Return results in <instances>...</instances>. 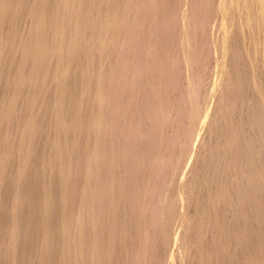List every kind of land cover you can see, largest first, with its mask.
I'll use <instances>...</instances> for the list:
<instances>
[{
  "label": "bare ground",
  "instance_id": "6f19581e",
  "mask_svg": "<svg viewBox=\"0 0 264 264\" xmlns=\"http://www.w3.org/2000/svg\"><path fill=\"white\" fill-rule=\"evenodd\" d=\"M215 1L0 0V264H159L160 254L168 252L172 238L175 245L172 264H240L243 263L239 261V257L243 259L240 255L251 257L250 261L246 259V264H264V224L257 222L263 221L260 215L263 217L264 211L259 212L264 205L260 202L261 206L258 205V190L252 189V192L247 188L250 192L245 193L249 197L245 204L244 200L241 203V184L236 183L238 180L229 183L231 177H223L224 182H221L220 174L227 175L242 164L248 166V161L242 162L247 155L241 146L251 130L250 126L249 131L244 127L247 132L237 130V134L246 133L241 141L240 135L232 136L235 133L232 128L237 126L231 124L234 119L229 123L220 114L230 113L228 108L232 103L228 96L240 89V80L244 81L242 76L237 80L238 56L243 58L245 51L253 50L248 48L237 54L236 49L241 46L237 48L236 40L240 35L236 31L239 29L229 19L236 9L246 7L247 17L244 18L247 21L243 18L246 26L250 29L258 26L256 30L263 40L261 63H257L254 55L257 60L253 64L263 67L264 0ZM213 8L221 16L217 18H221L218 24L221 25L218 36H221L212 35L216 41L208 36L212 34L209 30L205 33V25H209L206 19L210 18L208 11ZM232 26L238 30L234 31ZM250 31L251 34L253 31ZM207 36L210 42L205 39ZM254 37L256 39V35ZM206 43H210V47ZM207 47L218 54L215 62L207 55L213 52ZM260 47L256 48L261 53ZM253 53L249 52L251 56ZM209 57L214 65L210 64L211 71L206 59ZM246 64L245 67L251 65ZM247 67L248 71L250 66ZM253 71L246 75L256 79L264 73L258 75ZM206 72L210 74L211 96L218 97L217 105L212 106L215 110L203 114L202 104L199 109L196 106L204 93L206 80L209 81ZM259 78L262 77L255 82L252 80L251 86L260 88ZM247 84L241 88L246 89ZM263 87L260 91L254 89L263 93ZM249 90L248 94L252 92ZM246 91H242V96ZM238 92L241 95V89ZM211 99L209 96V103ZM196 110L202 111L196 114ZM235 113L240 114V111ZM201 117L203 121L197 126ZM221 119L227 127L228 123L234 127H229L228 134L226 129L224 138L219 135L220 138L215 139L218 135L214 127L220 126ZM247 120H241L245 126ZM221 125V129L226 127ZM256 132L260 134V129ZM188 136L196 137L192 146L187 142ZM246 139L244 142L248 143ZM263 139L260 141L264 142ZM254 140L250 138L253 142L248 144H253ZM185 142L188 149L191 147L188 152L192 155L188 167L180 162L187 153L182 148ZM239 151L241 156L237 155ZM251 151L249 149L247 154ZM179 152L184 154L180 160ZM252 154L251 157L256 156ZM177 158L179 166L187 169L179 180L175 178L176 194L177 189L170 191V188L173 189L174 175L180 172L178 165H174L178 164ZM211 158L215 161L211 162ZM185 159L183 163L187 162ZM250 160L258 162L256 157ZM221 163L228 165L229 170L221 171L224 169ZM215 164L217 169L220 166L223 169L217 172ZM173 165L174 170L179 169L176 173L172 171L171 178ZM243 167L237 168L242 170ZM249 169L251 171V167ZM234 172L232 175H236ZM242 172L238 170L237 176ZM217 173L220 176H215ZM210 176H215L216 181L221 177L219 185L235 182V188H240L242 199L238 197L237 205H232L236 209L230 208L229 200L222 201L221 207L217 201L216 208L207 205ZM250 179L246 183H242L243 179L240 181L249 187ZM213 190L216 189H212L211 194L216 195L218 190ZM172 191L175 195L171 196ZM260 191L257 193L264 194ZM172 197H175L178 210L174 209L179 215L173 212ZM225 202L229 206H224ZM245 205L249 207L248 213L246 209L241 212L240 208L244 211ZM221 209L225 212L220 213ZM169 212L173 214L171 218ZM256 213L261 220H257ZM175 216L180 224L176 227L181 226V232L186 229L189 234L186 230L182 234L180 230H172L181 236H172L171 231L172 238L169 234L166 237V241L170 240L164 252L163 246L160 247L163 234L167 235L164 232L168 233L163 232L164 223ZM169 219L168 224L176 222ZM224 223L236 227L235 232L226 231L225 225L218 231V226ZM247 224L252 227L247 228ZM210 243L213 248L208 249L214 252L207 255L211 251L204 252V248ZM225 243H228L227 248Z\"/></svg>",
  "mask_w": 264,
  "mask_h": 264
},
{
  "label": "rangeland",
  "instance_id": "374dc122",
  "mask_svg": "<svg viewBox=\"0 0 264 264\" xmlns=\"http://www.w3.org/2000/svg\"><path fill=\"white\" fill-rule=\"evenodd\" d=\"M211 1H212V0H211ZM214 2H217V1L214 0ZM234 4H235V1H234ZM243 8H244V7H243ZM245 8H246V7H245ZM245 8H244V10L246 11ZM247 8H248V6H247ZM249 8L251 9L252 7H249ZM240 9H241V10H240ZM242 10H243V9L240 8V7H239L238 9H236L235 12L233 13V15H231L233 18L230 17L229 21H230V22L232 21L231 24H232L233 26H235L236 28L238 27V29H239L240 32H239V31H236V30H238V29H236V28L233 27V26H232V29L234 28V31H236V32L239 33V35H240L239 37H241V35L243 36V38L239 39L238 35H237L236 33H234V34H236V37H238V39H239V40H238V39L236 40V41H237V48H238L239 44H240L241 46L244 45L246 40L250 42V43H248V42L246 41V45H247V46L244 45V48L241 47V46H239V48L241 47L243 51L241 50V48H240V49L238 48V50L236 49V51H237L238 53H237V52H236V53L240 55L241 53H243V52L245 51V49L250 48V49H253V50H254V48H255L254 51H253V50H250V51H249V49H248L247 51H245L246 53H243L244 55L242 54V55L244 56L243 58H245V57H247V58L250 57V58H248L249 60L246 59V60H247V61H246V60H244V59L242 58V56H238V62H237V63H238V66H240V67H239L240 69L238 68V71H237V73H238V74H237V75H238V76H237V80H238L239 76H240V78H241V76H242V79L246 82V83H244V81H242V80L239 79L240 81L243 82L242 85H241V84H240L241 82L239 81V85H240L241 87H243V86H244L243 84H247V83L249 84V80H251V82H250L249 85H248V84L245 85V86H246V89H245V87H244V89L240 87V89H241V95H240V92H238V91H240V89H238L236 92H235V90H234V93H232V94H233V95H232L233 97L230 95V96H231L230 98H231L232 100H231V99L229 98V96H228V99H229V100L231 101V103H232V105H231V103H230L231 107L229 106L230 109L228 108V110H230V111H229L230 113L233 112L234 115H233V114L230 115V113H227L228 115H226V112H227V111H223V113H220L221 115H223L221 118L223 119V117H224V118H225L224 120H225V121L227 120V122L229 121V123L231 122L230 120H232L231 118H233L234 120L232 121L233 123L231 122V124H233L234 126L237 125L236 128H235L233 125H232V126H233L234 128H232V126H231L229 123H228V127H227V124H225L226 122H225L224 120L221 119V121H223V122L220 123V126H219V127H221V126H222L221 124H223V126H224V125L226 126V127L224 126V127H225L224 129H225V130H224L223 128H222V129L219 128V127L217 126V125H219V124H217V125L214 127V129L216 130L215 133H216V135H218V137L215 138V137H216V135H215L214 138H215V139L220 138L219 135H220V136L223 135V138H224V134L226 133V129H228V130H227V133H226V134H228L229 127H231L232 129H235V133H236V134L233 133L234 130L230 129V130H232L231 132L233 133L232 136H235V137H236V135H240L239 137H241V138H239V139H241V141H242V140H243L242 137H244L243 134H244L245 132H244V133H243V132H242V133L240 132L239 134H237L238 131H239L238 129H240V130L242 129V131H246V129L250 126V127H251V128H250V129H251L250 131H251L252 135H255V136H257V137L254 138L255 136L253 137V136L251 135V133H250V131H249V128H248L247 131H249V132L246 131L248 134L245 133L247 137H244V141H245L246 138H247V139H246L247 141H248V140L250 141V138H252V140H253V139H256L257 141H256V140H254V141L257 143V146H258V147H257V146L254 147V146L256 145L255 142H254L255 145H253L254 143H253V144H248V143L253 142V141H250V142L248 141V143L242 141V143H243V144H242L241 141L239 140L238 142H239L240 144H242V146L240 145L241 148H242V149H243V148L246 149V150H245V155H247V157L244 156V157H245V160L242 161V162H243V163L245 162V164H246V162L248 161V166L242 164V162H240V164H242V166H237V163H238V162L235 163V165H236L238 168H239V167L241 168V167H243V165H244V167L242 168V170H241V169H238L237 167H236V168L239 170V172H240V171H241V172H242V171H245V172H242L243 174H240V173H239L240 176H237V175H238V173H237L238 170H236V168H235V169L232 168L231 171H230L231 173L228 172L227 175H226V173H225V175H224V172H223V173H220V174L222 175V180H221V182H222V181L224 182L223 177H226V178H227V177H231L230 179L233 178V180H230V179L227 178L229 183H231V181H232V183H233V181L236 182V181L238 180L236 183L239 182L238 185L241 184L240 187L242 186V187L244 188V186H245L246 184L243 185L242 183H246V180H247L248 178L250 179V177H251V179H253V180H254V178H256V177H257V178L255 179L256 181H255V180H254V181L252 180V181L254 182V183L252 184L253 187L251 186V182H252V181H251V179H250L251 182L249 181V183H247V185L249 184V187L245 186V188H244L245 191H244L242 187H241V189L239 188L240 190H239V189H236V188H237V185L235 184V182H234V184H232V185H231V184L229 185V183H226V182H225L224 184L220 182V185L223 184L222 186H220L218 183H219V181H220L219 179H221V177H219V179H217L218 182L216 181V177H215V176H218L219 173H217V175H215V176H213V177L210 176V177H212V178H211L208 182L211 183L213 186L211 187V184L208 183L210 187H209V189L206 191V193L208 194V191H209L210 196H213L214 198L209 196V198L206 199V203H207V205H212L213 208H216V207H218V206L221 207V206H223V205L221 204L222 201L224 202V201H228V200H229L228 202H229L230 204L225 202L226 204L223 203L224 206H225V205H226V206L231 205L230 208H235V209H236V207H234V206L237 205V200L239 199L238 197H240V199L243 198L242 200H239V202L242 203L243 200H244L243 203L245 204L246 201H247L246 198L249 197V196H247L248 194H246V193L250 192V191H247V190H246L247 188H248L249 190H250V188H251V191H252V189H253L255 192H256L257 190H258V191L261 190V191L264 193V184H263V181H262V179H261V178H263L262 175L264 176V169H263V168H264V163H263V162H264V144H263L264 142L260 141V139L264 137V116L262 117V115H264V111H263V110H264V100H263V98H264V97H263V95H264V90H263V88H264V87H263V85H264V83H263V82H264V79H262V78H263V75H264V73L262 74V72H264V68H263L264 66H263V67H262V65H260L261 67L257 66V63H259V62L262 60V57H263V56H261V54H262V46H263V45H262V42H263V40H262V36L260 35L259 30H256V28L258 29V26H256V25L253 26V27H252L253 29H252V28L250 29V28H248V26H246V23H245V22L247 21V18H246V17H247V16H246L247 14L244 12V10H243V11H242ZM210 12H211V13H210ZM239 12H240V13H239ZM241 13H242V14H241ZM243 13H244V14H243ZM208 14H210V15H213V14H214V16L212 17V16H210V15H207V17H210V18H207L206 20H209V21H210V19H211V17H212L211 22L213 21V18H214V21L212 22V24H211V22L208 21L209 25H207V26L205 25V27H207V29L205 28V29H206V30H205V31H206L205 33H207V31L209 30V31H210L209 33H212V34H209V35L206 34V35H208V36L210 37L211 40L213 39L214 41H216L215 36H216V38H219V37L221 36V34L218 36V33H220V31H221V30H220V29H221V25H218L219 22H220V24H221V18L217 19L218 17H221V16L219 15V13L215 12V9H214V8H213L212 10L209 9ZM245 14H246V15H245ZM216 15H217V16H216ZM218 15H219V16H218ZM244 16H246V17L244 18ZM243 18H244L246 21H245ZM215 19H216V21H215ZM242 19H243V20H242ZM217 20H218V21H217ZM219 20H220V21H219ZM242 21H243V22H242ZM238 22H239V23H238ZM208 23L206 22V24H208ZM213 23H214V24H213ZM244 23H245V25H243ZM215 24H216L217 26H219L220 28H218L217 26H216V27H217V28H216V27H215ZM235 24H236V25H235ZM212 25H213V28L211 27ZM238 25H239V26H238ZM209 26L211 27V29H210ZM243 26H244V28H243ZM208 27H209V28H208ZM215 28H216L217 30H215ZM242 28H243V29H242ZM245 28H247V29H245ZM254 29L256 30L257 34L254 33V32H255ZM218 30H219V31H218ZM245 30H247L248 33H247ZM248 30H249V31L251 30L250 32H252V31L254 30L252 33L256 35V39H255V37H254L255 35H253L252 33L250 34ZM214 31H215V33H213ZM234 31H233V32H234ZM245 33H246L247 38L245 37ZM249 34H250V35H249ZM212 35H215V36H212ZM248 35H249L251 38L248 37ZM258 35H259V36H258ZM208 36H207V38H205V39L207 40V42H210V41H208V40H209V37H208ZM217 36H218V37H217ZM257 36H258V37H257ZM205 37H206V36H205ZM244 37H245V39H244ZM248 39H249V40H248ZM252 39H253V40H252ZM254 39H255V41H254ZM257 39H258V40H257ZM257 41H258V43H257ZM260 41H261V42H260ZM211 42H212V41H211ZM238 42H240V43H238ZM243 42H244V43H243ZM252 42H253V43H252ZM241 43H242V44H241ZM251 43H252V44H251ZM259 43H260V44H259ZM206 44H207V43H206ZM209 44H210V43H209ZM209 44H207V45H209ZM249 44H250V47H249ZM210 45H211V44H210ZM210 45H209V47H210ZM252 45H253L254 47H253ZM259 45H261V47H260ZM209 47H207V48L209 49ZM246 47H247V48H246ZM251 47H252V48H251ZM256 47H257V48H259V47L261 48V49H260V50H261V53H260V51H259ZM209 50H212V48L209 49ZM257 50H258L259 52H258ZM207 51H208V50H207ZM212 51H213V52H210V51H208V52H210L211 54H212V53L214 54V50H212ZM248 51L250 52V54L254 52V53H256L257 55L253 53V56H251L252 54L250 55ZM251 51H252V52H251ZM256 51H257V52H256ZM239 52H240V53H239ZM210 53H208L207 55H208V56H211V57L213 58V54H212V55H209ZM258 53H260V55H259ZM246 54H247V55H246ZM207 55H206V57H208ZM217 55H218V54H217ZM217 55L214 54V58H213L214 60H213L211 57L206 58V59L209 60V62H210V63L208 62V63H209V64H208V65H209V66H208L209 69H208V67H207V69H208L209 71H211L210 69L212 68V67L210 68V64L212 65V63L215 62V56H217ZM245 55H246V56H245ZM248 55H250V56H248ZM254 55L257 56V59H258V60H257V59H254V58H255ZM219 56H220V53H219ZM219 56H218V57H219ZM259 56L261 57V60H259V59H260ZM239 57H241L242 61H244V62L246 61L245 64H246L247 62H248L249 64H251V65H248V67L250 66L249 68L246 66V67L249 69V70H248L249 73H252V71H253V67H255V70H256V71H255V70H254V71H255L257 74L259 73L258 75L262 74V75L258 76V77H262V78H259V80L261 79V80H260L261 82L258 81L257 83L259 84V86L261 85L260 88L263 87V88L261 89V91L263 90V91H262L263 93L256 92L257 90L254 89V88H257V89L259 90L260 88L257 87L258 85H257L256 87H255V86H254V87L251 86V84H253V81H252V80H254L255 78H254L253 75H251V77H253V78L249 77V75H246V73L248 74V71H247V69H245L246 67L244 66L245 64H243L244 62L240 61L241 59H240ZM252 57H253V58H252ZM210 58H211V60H212L213 62L210 60ZM207 60H206V64H207ZM251 60H252V61H251ZM256 60H257V63H256V64H253V63H254L253 61L256 62ZM239 61L241 62V65H239V63H240ZM211 62H212V63H211ZM260 63H261V62H260ZM262 64H263V63H262ZM242 65H243V66H242ZM246 65H247V64H246ZM252 65H256V66L251 67ZM212 66H214V65H212ZM241 66H242L243 68H241ZM250 68H252V71H250ZM261 68H262V69H261ZM241 69H242V70H241ZM243 69H245L247 72H245V70H243ZM208 70H207V71H208ZM239 70H241V71L239 72ZM254 71H253V72H254ZM244 72H245V74H244ZM255 72H254V73H255ZM206 73H208V74H206V75H207V76H206L207 78H206V77H205V78H206V79H209V81H207V80L205 79L208 85L205 84V86H206V85H207V86H206V87L204 86L205 88L203 87L202 91L204 90V93H203V92H202V93H203V95H204L205 92H207V93H206L207 95L205 94L204 97H203L202 94L200 95V98H201V99L204 98V99H206V100L204 101V99H203V100L200 99V100L202 101V102H201V101L198 99V104L200 103V105L198 106V104H197V106H196V107H198V109H199V107H200L201 104H202V107H201V108L204 107V109H203V111H202V110H200V111H202L203 114H204V112H206V111H208V110H212V111L215 110V107L212 108V106H213V105H217L216 102H217V97H218V96H217V97L211 96V86H209V84H210V78H209V77H210V74H209V72H206ZM240 73H241V74H240ZM239 74H240V75H239ZM242 74H243V75H242ZM257 74H256V75H257ZM208 75H209V77H208ZM256 75H255V76H256ZM243 76H245V77L243 78ZM247 77H248V79H247ZM258 77L256 78L257 80H258ZM249 78H250V79H249ZM256 79L254 80V82L256 81ZM206 82H205V83H206ZM257 83H256V84H257ZM260 83H261V84H260ZM262 84H263V85H262ZM252 87H253V88H252ZM207 88H208V89H207ZM247 88H248V89H247ZM242 89H243V90H242ZM249 89H250V90H249ZM205 90H206V91H205ZM208 90H209V91H208ZM246 90H247V91H246ZM248 90H249V91H252V92H249V94H248ZM242 91H243V92L246 91L245 93H243L244 96H242ZM259 91H260V90H259ZM246 93L249 95V96L246 95L247 99H246V97H245V94H246ZM254 93H255V95H254ZM236 94H237L238 96H237ZM261 94H262V95H261ZM239 95H240V96H239ZM251 95H253V96H251ZM256 95H257V96H256ZM209 96L212 98L211 101H210L211 103H209ZM235 96H236V97H235ZM241 96L244 97V99H243ZM259 96H260V97H259ZM202 97H203V98H202ZM252 97H253V98H252ZM215 98H216V99H215ZM249 98H250V100H249ZM234 99H235V100H234ZM239 99L242 100V101H240ZM245 99H246V100H245ZM253 99H254V101H253ZM255 99H256V100L258 99L259 102H258V100L256 101ZM214 100H215V102H214ZM243 100H245L246 102L243 101ZM199 101H200V102H199ZM207 101H208V102H207ZM237 101H238V102H237ZM261 101H262V102H261ZM213 102H214V103H213ZM228 102H229V101H228ZM236 102L238 103V105H237ZM240 102H241V103H240ZM249 102H250V103H249ZM206 103H207V104H206ZM235 103H236V104H235ZM258 103H259V104H258ZM246 104H247V105H246ZM256 104H257V105H256ZM239 106H240V107H239ZM246 106H247L248 108H249V107H251V108L247 109ZM243 107H244V108H243ZM252 107H253V108H252ZM201 108H200V109H201ZM211 108H212V109H211ZM233 108H234V109H233ZM258 108H259L260 110H259ZM196 109H197V108H196ZM198 109H197V110H198ZM213 109H214V110H213ZM239 109H240V110H239ZM252 109H253L254 111H252ZM197 110H196V112H197ZM233 110H234V111H233ZM250 110H251V111H250ZM200 111H198V112H200ZM239 111H240V114L235 113V112H239ZM242 111H243V112L246 111L248 114L245 112V114H246V115H245L244 113H242ZM260 111H262V112H260ZM198 112H197L196 114H199ZM250 112H251V113H250ZM256 112H257V113H256ZM200 113H201V112H200ZM241 113H242V115H241ZM252 113H256L257 115H256V114H252ZM224 114H225V115H224ZM235 115H236V116H235ZM249 115H250V116H249ZM225 116H226L227 118H226ZM231 116H233V117H231ZM240 116H244V117H241V118H240ZM245 116H246V117H245ZM258 116H259V118H258ZM202 117H203V116H202ZM202 117H201V118H202ZM248 117H250V118H248ZM251 117H252V118H251ZM260 117H261V119H260ZM203 118H204V117H203ZM203 118L200 119V120H198L200 123H199L198 121H196V123H197V122H198V123H197V124L194 123V124H196L197 126H200V124H201L202 121H203ZM246 118H248V120H247ZM254 118H255V119H254ZM238 119H239V120H238ZM256 119H257V120H256ZM236 120H237L238 122H237ZM241 120H242V121H243V120H247V121H245V122H246V126L244 125V122L242 123ZM258 120H259V121H258ZM235 121H236V122H235ZM239 121H241V122H239ZM224 122H225V123H224ZM259 122H261V123H259ZM262 122H263V123H262ZM234 123H235V124H234ZM239 123H242V125L239 124ZM192 124H193V123H192ZM192 124H191V125H192ZM229 125H230V126H229ZM247 125H248V126H247ZM238 126H239V128H238ZM242 126H243V127H242ZM253 126H254V128H253ZM191 127H192V126H191ZM244 127H245L246 129H245ZM189 128H190V126H189ZM216 128H217V129H216ZM257 128L260 129V132H259L260 134H258V132H256ZM190 129H192V128H190ZM190 129H189V131H188L189 133H191V132H190ZM193 129H194V127H193ZM193 129H192V130H193ZM220 129L222 130L223 134H222V132L220 131ZM252 129H254L255 131L252 130ZM192 130H191V131H192ZM237 130H238V131H237ZM258 131H259V130H258ZM188 132H187V133H188ZM229 132H230V131H229ZM192 133L194 134L193 131H192ZM217 133H218V134H217ZM261 133H262V135H261ZM193 134H192V135H193ZM226 134H225V135H226ZM229 134H230V133H229ZM234 134H235V135H234ZM241 134H242V135H241ZM186 135H187V134H186ZM188 135L191 136V134H188ZM190 136L186 137V139H187V142L190 143L189 145L192 146V145L194 144V142H195L196 137L193 136L194 138L192 137L193 141L191 142V141L189 140V138L191 139ZM227 136H231V135H227ZM227 136H226V138H227ZM261 136H262V137H261ZM186 139H185V141H186ZM192 139H191V140H192ZM215 139H213V140H215ZM263 141H264V139H263ZM212 143H216V142L213 141ZM261 143H262V145H261ZM191 144H192V145H191ZM245 144H246V145L248 144V145H247V148H248L249 145L253 146L255 152H254V151H253V152L251 151V149H252L251 146H249V148H248V150H247V148L245 147V146H246ZM186 145H187V146H186ZM236 145H238V144H236ZM243 145H245V146L243 147ZM190 146H189V147H190ZM261 146H262V147H261ZM259 147H261V149H260ZM182 148H183V150H184V153L187 151V153H185V156H187V157L184 156V158L187 159V160L185 159L184 162H186V161H187V162H186V163H183V162H182V161L184 160V158H181L182 160H181L180 162H181L183 165H185V166L188 167V165L190 164V162H191V160H192V155H191L190 152H188V151H190L189 149H190L191 147L188 149V144L185 142V143L183 144ZM184 148H185V149L187 148V150H185ZM241 148L239 147L240 150H241ZM255 148H256V150H255ZM244 149H243V151H244ZM249 149H250L251 153L256 154V156L252 154L253 156L251 157V153H250V155H248V154H249V153H248V152H249ZM181 150H182V149H181ZM181 150H180V151H181ZM183 150H182V152H183ZM252 150H253V149H252ZM257 150H258V151H257ZM260 150H261V152H262L263 154L260 152ZM256 151H257V152H256ZM182 152H181V154H183ZM240 152H241V151H239L237 155H240V154H239ZM188 153H189V154H188ZM247 153H248V154H247ZM261 154H262L263 157L261 156ZM183 155H184V154H183ZM183 155H180V152H179L178 158H179L180 156L183 157ZM213 155H214V154H213ZM259 155H260L263 159H262ZM188 156H190V157H188ZM240 156H241V155H240ZM258 156H259V159H260V160L262 159L261 161L258 159ZM209 157H211V156H209ZM209 157H208V158H209ZM244 157H243V158H244ZM248 157H251V158L248 159ZM253 157H256L257 160H258V162L260 161L259 164H256V163H258L257 161H256V162L253 161V162L251 163V160H250V159H252ZM178 158H177L178 164H177V162L175 161L176 163H174V165H175L176 167H177V165H178V167L180 168V170H178V171L182 172V174H180V172H179V174H178V172L176 173L177 169H179V168H177V169L174 170V165L172 166V168H171V170H170V174H171V173H172V174H171V175L169 174V176H171V178H173L172 175H173L174 173H176V174H178V175H177V176H176V174L174 175V178H173L174 180L172 179L173 184H171V187H173V189L170 188V191H171V190H175V189H177V187H178V186H176L177 184H174V183H177V182H174V181L179 180V179L183 176V174L185 173V171H186V169H187V167H185V166H183V165H182L181 167L179 166V163H180L179 160H180V158H179V160H178ZM241 158H242V157H241ZM189 159H190V160H189ZM212 159H213V160H212ZM211 160H212L211 162L215 161L214 158H211ZM188 161H189V162H188ZM249 161H250L251 164L249 163ZM261 162H262V163H261ZM223 164H224V163H221V165H223ZM226 164H227V163H226ZM238 164H239V163H238ZM249 164H250V166H249ZM254 164H255V165H254ZM260 164H261V167H260ZM213 165H214V164L212 163V166H213ZM251 165H252V166H251ZM218 166H220V165L218 164ZM223 166H224V169H225V170H224L223 168H221V166H220L219 169H217V165H216V164H215L214 167H216V169H217L216 171H217V172H218V170H221V169H223V170H221V171H226V169H227V171L229 170L228 165H225V164H224ZM245 166H247V167H245ZM225 167H226V168H225ZM248 167H249V168L251 167V171H250V169H249ZM181 169H182V170H181ZM212 169H213V167H212ZM212 169H211L210 175H212V173H214ZM214 169H215V168H214ZM260 169H262V171H261ZM233 170L236 171V172L233 173V174H236V175H232V171H233ZM247 170H248V171H247ZM258 170H259V171H258ZM172 171H173L174 173H173ZM214 171H215V170H214ZM252 171H253V172H252ZM219 172H220V171H219ZM249 172H250V173H249ZM220 174H219V176H220ZM249 174H250V176H249ZM228 175H230V176H228ZM231 175H232V176H231ZM242 175H244V176H243L241 179H243L242 181H245V182H242V183H241V181H240L241 179H238V178H240ZM247 176H248V178H247ZM252 176H253V177H252ZM236 177H238V178L236 179ZM171 178H169V179H171ZM175 178H176V180H175ZM177 178H178V179H177ZM226 178H224V179H226ZM246 178H247V179H246ZM227 179H226V180H227ZM244 179H245V180H244ZM226 180H225V181H226ZM212 181H213V182H212ZM247 181H248V180H247ZM261 181H262V182H261ZM214 183H217L219 186H218L217 184L214 185ZM255 184H256V185H255ZM173 185H175V187H174ZM234 185L236 186V188H235ZM207 186H208V185H207ZM227 186H233V187H230V189H229ZM250 186H251V187H250ZM215 187H217V188H215ZM224 187H225V188H224ZM238 187H239V186H238ZM260 187H261L262 189H261ZM174 188H175V189H174ZM207 188H208V187H207ZM231 188H235V190H234V189H231ZM256 188H257V189H256ZM212 189H216V190H213V191H215V192L218 190V192H217L216 195H215V194H211V193H212ZM226 189H228V190H226ZM255 189H256V190H255ZM210 190H211V191H210ZM219 190H220V191H219ZM223 190H224V191H223ZM232 190H234V191L238 194V196H237V195L235 196L234 194H236V193H235L234 191H232ZM236 190H237V191H236ZM238 190H239L240 192H242V193H241V194L243 195L242 198H241V195L239 194L240 192H239ZM175 191H176V194H177L178 189L175 190ZM222 191H223L226 195H225ZM226 191H228V193H226ZM229 191H230V192H229ZM231 191H232V192H231ZM258 191H257V192H258ZM261 191H260V192H261ZM172 192H173V191H172ZM233 192H234V193H233ZM245 192H246V193H245ZM252 192H253V191H252ZM252 192H251V193H252ZM257 192H256V194H259L258 196H260L259 198H258V196H257V198H258V205H259V206L264 205V199L261 198V197H264V196H263L264 194H261V195H260V193H257ZM262 192H261V193H262ZM173 193H174V192H173ZM213 193H214V192H213ZM220 193H221V194H220ZM230 193H233V194H230ZM244 193H245V194H244ZM219 194L221 195V197H220ZM170 195H171V196H172V195H175V193H174V194L171 193ZM217 195H219L220 198H218ZM227 195H230V197H231L232 199H230V197L227 196ZM231 195H232V196L234 195L235 197H234V196L232 197ZM239 195H240V196H239ZM244 195H246L247 197L244 196ZM253 195H254V193H253L251 196H253ZM225 196L229 197V199L226 198ZM175 197H176V196H175ZM175 197H172V202H174V204H176V203H175ZM224 197H225V200H224V199L220 200L221 198H224ZM244 197H245V198H244ZM210 198H213L214 200H213V199H210ZM235 198H236V199H235ZM207 200H210V201H212V202L215 201V202H213V203L210 202V203H209V201H207ZM230 200H232V201L230 202ZM234 200H235V202H234ZM262 200H263V201H262ZM216 201L218 202V206L216 205V207H215L214 203H217ZM261 201H262V202H261ZM259 202H260V203H263V204L260 205ZM174 204H173V206H174L173 209L177 207V210H178V205H177V204L174 205ZM228 204H229V205H228ZM234 204H235V205H234ZM244 204H242V205H244ZM232 205H234V206L232 207ZM212 207H210L211 210L213 209ZM241 207H243V206H241ZM261 207H262V208H261ZM261 207H259V208H261V209H260V212H259V211H258V212H259L260 214H263L264 207H263V206H261ZM173 209H172V207H171V212H172ZM240 209H241V212H242V213H243V212H246V211H247V213L249 212V207H248V205H247V206H246V205L244 206V208H243L244 211H242V208H240ZM240 209H239V210H240ZM245 209H246V211H245ZM262 209H263V210H262ZM224 210H225V209H224ZM257 210H259V209L257 208ZM173 212H176V209H174ZM173 212H172V213H173ZM219 212H220V213H221V212L224 213L225 211H223V209H221V211H219ZM241 212H240V215L242 214ZM261 212H262V213H261ZM172 213L169 212V215H170L169 218H171V217L173 216ZM176 213H177V214H175V215H179V212H176ZM238 214H239V212H238ZM257 214H258V213H256V218L260 215V214H259V215L257 216ZM171 215H172V216H171ZM260 216H261V219L263 218V221H257V222L262 223V225H263V224H264V215H263V217H262V215H260ZM260 216L257 218V220H261V219H260ZM167 218H168V217H167ZM169 218H168V219H169ZM174 218H176V216L172 218L173 220L176 221V219H174ZM168 219H167V220H168ZM172 219H169V220L172 221ZM177 219H178V217H177ZM167 220H166L167 223H166V222L164 223V224H165L164 226H166V227H164L163 232H164V230H165V231L167 230L168 233H167V232H164V233H166L167 235H164V234H163V236H162V238H161L162 240L160 241V247L163 246V247H162L163 249L165 248L166 242H169L168 240H170V239L172 238V237H170V236H171V233H170V232H171L172 230H174V231H175V230H176V231H179V230H180L179 233H181V234L186 230L185 228H183V229H185V230H182V232H181V229H180L181 226H179V227L177 226V227H176V225L179 224L178 220H177L173 225H171V223H173L174 221H172V222L169 221V222H171V223L168 224V221H167ZM252 222H253V221L251 220V223H250L251 225L254 223V222H253V223H252ZM220 224H222V223H220ZM170 225H171V227H170ZM179 225H180V224H179ZM224 225H225V223H224L222 226L219 225V226L222 227V228L219 229V226H218V231L221 230V229L223 230V229L225 228L226 231H229V232H230V230H231V232H232L231 234H233V233L235 232L234 229H236V227H234L232 224L230 225L229 223H228V224L226 223L225 227H224ZM251 225L249 226V225L247 224L246 227H247V228H248V227L251 228V227H252ZM167 226H168L169 229L167 228ZM172 226H174V227H172ZM228 226H229V228H227ZM230 226H231V227H230ZM263 226H264V225H263ZM223 227H224V228H223ZM232 227H233V229H232ZM246 227H245V228H246ZM166 228H167V229H166ZM173 228H175V229H173ZM181 228H182V227H181ZM247 228H246V230H247ZM250 228H249V229H250ZM177 229H178V230H177ZM249 229H248V230H249ZM243 230H245V229L243 228ZM174 231H172V233H174V234H172V236H173V235H179V236H181V234H179L178 232H177V233H178V234H177V233L174 232ZM233 231H234V232H233ZM186 232H187V230H186ZM168 234H169V238H170V239H168V240L166 241L165 239H166V237L168 236ZM187 234H189V233L187 232ZM164 236H165V237H164ZM163 239H164V240H163ZM172 239H173V238H172ZM172 239L170 240V246H168L169 243H167V246H168L167 248H169V247L171 248V247H172V248H171L172 250H171L170 248H169V249L166 248L168 252L165 251L166 249L163 250L164 252H166V254H165V253H164V254H163V253L160 254V255H162V256H160V257H162V258H159V260H160V261H159V264H162V263H164V264H168V263L172 264V261H171V255H172V253L174 252V249H173V248H174V246H175L174 243H173L174 240H172ZM188 239H189V238H188ZM188 239H187V242H188ZM161 243H162V245H161ZM178 243H180L179 240H178ZM227 244H228V243H227ZM227 244L225 243V245H224V244H223V245L227 248V246H226ZM171 245H172V246H171ZM208 245H209V244H208ZM177 246H179V245H177ZM209 246H210V247H209ZM209 246H207V247L205 246V248H206L207 250H205V248H204V252H206V251H208V250L211 251L210 253H209V251H208V252L206 253L207 255H210L212 252H214L213 250H211V249L213 248L212 245H211V243H210ZM213 246H214V245H213ZM224 246H223V249L225 250ZM162 248H161V249H162ZM208 248H211V249H208ZM170 251H171V252H170ZM161 252H162V250H161ZM163 255H167V256H166L167 258H166V257L164 258ZM173 255H174V254H173ZM251 255H252V257H254L253 254H251ZM240 256H242V258H243V259H241V258L239 257V261H240V260H243V263L240 261V262H241L240 264H244V262H245L246 259L249 260V261H250V259H251V257H249L248 255H247V257H245V258H244L243 255H240ZM163 258H164V259H163ZM249 258H250V259H249ZM254 258H255V257H254ZM254 258H253V259H254ZM244 259H245V260H244ZM253 259H252V260H253ZM166 260H167V261L169 260V261L166 263ZM247 260H246L245 264L247 263ZM249 261H248V262H249Z\"/></svg>",
  "mask_w": 264,
  "mask_h": 264
}]
</instances>
